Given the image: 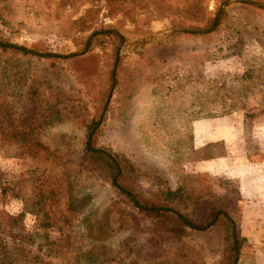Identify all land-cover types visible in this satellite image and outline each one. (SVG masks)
Listing matches in <instances>:
<instances>
[{"label": "rangeland", "instance_id": "374dc122", "mask_svg": "<svg viewBox=\"0 0 264 264\" xmlns=\"http://www.w3.org/2000/svg\"><path fill=\"white\" fill-rule=\"evenodd\" d=\"M221 1L0 0L1 38L38 52L79 54L53 66L0 49V116H21L34 84L39 116L56 120L41 125L35 146L10 142L0 124V264L221 259L218 235L198 233L155 256L136 215L92 171L73 180L76 201L70 199L62 139L71 136L80 149L85 133L73 116H84L80 98L105 58L102 49L80 53L87 38L107 29L124 38L125 72L101 144L131 160L147 194L157 183L172 190L212 185L248 240L240 264H264V15L238 4L216 37L174 34Z\"/></svg>", "mask_w": 264, "mask_h": 264}, {"label": "trees", "instance_id": "16d2710c", "mask_svg": "<svg viewBox=\"0 0 264 264\" xmlns=\"http://www.w3.org/2000/svg\"><path fill=\"white\" fill-rule=\"evenodd\" d=\"M238 4L264 15V0H222L212 13L202 17L197 24L179 26L174 34L208 40L216 37L231 22L230 9ZM108 41L111 42L110 49ZM123 42L124 38L119 31L107 29L94 32L82 46L80 54L87 55L102 49L105 51V58L102 71L88 82L87 92L80 98L79 104L85 112L84 116H73L85 133L80 149L78 150L75 139L71 136H64L62 139V144L67 148L68 159L64 171L72 203L76 201L73 180L92 171L136 215L145 234L147 249L155 256L162 255L165 251L167 253L172 246L179 244L190 234H216L223 246L218 264H240L249 246L248 240L238 232L228 208L229 200L219 196L212 185L204 184L197 188L183 185L172 190L157 183L154 192L147 194L140 185L139 171L131 160L101 144L113 100L125 72L121 48ZM0 49L15 56L48 59L53 66L58 60L79 55L38 52L1 37ZM25 100L21 116H0V124L7 126L3 133L10 142H24L35 146V136L41 125L56 120L54 116H39L41 102L38 88L34 84L29 87ZM3 175L0 167V178ZM49 190L50 187L40 196L46 195ZM21 191L23 193V188ZM24 200L27 205L30 203L26 198ZM4 215V220L10 226L14 225L13 218L5 213ZM41 264L52 262L46 260Z\"/></svg>", "mask_w": 264, "mask_h": 264}]
</instances>
